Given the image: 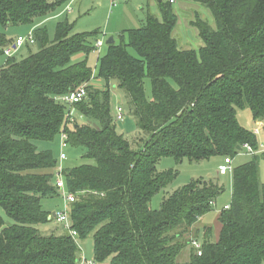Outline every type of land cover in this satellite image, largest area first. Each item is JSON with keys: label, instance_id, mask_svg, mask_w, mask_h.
I'll list each match as a JSON object with an SVG mask.
<instances>
[{"label": "trees", "instance_id": "trees-1", "mask_svg": "<svg viewBox=\"0 0 264 264\" xmlns=\"http://www.w3.org/2000/svg\"><path fill=\"white\" fill-rule=\"evenodd\" d=\"M195 2L213 21L196 14L192 22L202 46L180 47L173 36L172 4L162 5L161 19L148 15L139 29L120 36V44L108 45L98 64L106 91L91 85L95 78L87 59L96 51L97 41L91 40L98 32L75 34L68 20L58 23L53 41L44 27L33 32L37 52L7 58L0 69V264H80L79 244L66 230L45 235L38 229L53 221L42 202L60 193L51 146L62 133L70 149L94 161L64 170L63 177L66 190L76 196L70 205L72 229L79 240L92 237L97 264H264L259 155L234 169L232 202L219 215L217 238L208 227L189 237L223 193L213 181H193L162 209L151 208L153 197L176 176L157 171L163 158L199 163L232 158L246 145L260 149L258 137L239 124L237 114L249 109L254 121L264 124V0ZM61 4L0 0V24L44 21ZM12 43L0 33V57ZM79 55L86 59L74 62ZM113 80L129 100L137 129L148 137L141 149L117 132ZM84 84L87 95L76 104L78 117L70 124L67 107L57 98ZM195 241L202 245L201 256ZM189 247L190 259L181 262Z\"/></svg>", "mask_w": 264, "mask_h": 264}, {"label": "rangeland", "instance_id": "rangeland-1", "mask_svg": "<svg viewBox=\"0 0 264 264\" xmlns=\"http://www.w3.org/2000/svg\"><path fill=\"white\" fill-rule=\"evenodd\" d=\"M61 6L50 16L48 19L42 21V19L36 20L34 24H25L14 27L4 28L0 24V33L6 35V39L8 42H14L18 37L27 38L31 33H33L37 28L44 27L47 30L49 40L53 41L55 39L56 27L58 23L64 22L68 20L70 23L75 25L74 33H92L98 32V35L95 39L91 41L94 43L96 41H103V47L96 48L95 52H92L88 56V64L90 68L93 70L94 81L91 83L94 88L98 90L106 91L107 87L105 83L98 79L99 76V60L105 56L108 50L107 41L110 38H115L117 44L121 43V38L118 34H112L111 27H118L117 22H123L124 15L127 12H123V9L113 8L114 5L111 4V0H61ZM133 3V0H121L119 4H117V8L121 6H125V4ZM135 11V8L132 7ZM67 10H71L72 14L69 15ZM113 13V18L110 19L111 14ZM133 11L131 12V14ZM138 13V12H137ZM140 14V13H139ZM128 15V14H127ZM130 17V16H129ZM128 18V17H127ZM133 18V16H132ZM42 23V24H39ZM41 25V26H39ZM123 25L129 24H121ZM131 25V24H130ZM133 28L139 27V24H132ZM110 27V29H109ZM132 28V29H133ZM109 29V31H108ZM115 33V32H114ZM127 41V40H125ZM38 50L37 45L32 46H24L19 49L18 52L14 54L16 58H25L29 56L30 52L35 53ZM130 53L137 57V54L133 49H130ZM6 56L0 57V69L3 67L5 62L7 61ZM86 59L85 56L79 55L74 58V62H79ZM118 83L113 80L110 82L111 89V109L112 115L115 117L116 121V108L121 105L123 111L126 114V118L124 122H115L117 132L121 135H124L132 144L134 149H141L144 147L145 142L147 140L146 136L143 133H140L137 129V120L130 114L129 111V100L126 97L125 93L117 88ZM145 91L147 98L150 100L152 98L151 91V81L149 78L145 80ZM237 119L239 124L246 130L255 132L258 129V123L255 122L252 116V113L249 109L239 110L237 114ZM81 123H87L86 119L81 120ZM91 125L97 127V123L91 122ZM260 147L264 145V127L260 130V133L257 135ZM45 146V145H44ZM42 144L40 145L41 149L44 147ZM48 147V146H46ZM54 156L58 161L57 169L63 168L64 170L71 169L73 167L85 165V164H94L93 160H89L84 158L81 152H76L72 149H68L65 151L67 155V159L64 162H60L61 155V140L57 138V141L51 146ZM260 149L257 151L255 155H259V179L261 184L264 185V158L261 157V153H259ZM253 156L249 154L248 149L242 147L241 150L238 151L237 155H234L232 160V168L234 169L245 165L253 160ZM224 157L215 156L208 160L195 163L190 162L187 159L182 161H176L171 157L163 158L157 165V171L159 173L173 171L176 176L173 181L165 188L161 189L152 199L151 208L153 210L162 209L165 201L178 189H181L193 181L196 180H207L213 181L214 183L219 184V186L223 187V193L217 199L216 203L213 205L212 210L203 217L202 221H199L198 224L195 225L192 233H190L189 237L197 236L196 230L207 228L205 226H209L208 228L212 229L214 238L218 236V228H219V215L227 210L232 202L233 197V172L226 175H219V168L224 165ZM43 206L46 210L50 212H63L68 203L66 201V195L63 193H59V196L54 198L45 199L42 202ZM38 229L42 234H49L55 230H58L59 233H64V229L61 225L56 223L54 219L51 222L46 224H42L38 226ZM64 230V231H63ZM203 233L198 235V239L200 242H203ZM78 244L81 249V253L83 255V259L86 261H94V242L92 237L86 240H79ZM191 248L189 247L185 250L180 256L181 262H187L190 259Z\"/></svg>", "mask_w": 264, "mask_h": 264}, {"label": "built area", "instance_id": "built-area-1", "mask_svg": "<svg viewBox=\"0 0 264 264\" xmlns=\"http://www.w3.org/2000/svg\"><path fill=\"white\" fill-rule=\"evenodd\" d=\"M120 1L121 0H112V4L116 6L117 4L120 3ZM169 2L170 4H175L177 0H169ZM70 12L71 10L70 11L67 10V13ZM34 44H35V38L33 33H31L27 38L18 37L12 44H10L8 47L5 48L4 54L6 57L11 58L14 56L16 52H18L19 49L23 48L24 46H28V45L32 46ZM102 46H103L102 41L96 42V48H101ZM88 86L89 84H84L76 92L57 98L58 103L67 107V121L70 124H73L78 117L75 106L76 104L82 102L85 99L87 95ZM125 118H126V114L123 111L121 105H119L116 108V121L124 122ZM263 127L264 124L262 122L258 123V129L254 132V134L257 136ZM60 140H61L60 162H64L67 159V155L65 151L70 148L68 135L66 133H62ZM244 148L248 149V152L251 155H255L257 153V151H254L251 146L246 145L244 146ZM259 153H264V145L260 147ZM232 172H233V168H232L231 158L225 159L224 165L219 168V175L226 176ZM63 173H64V169L62 167L57 169L55 185L59 190V192L66 195V201L68 205L63 212H59V213L57 212V216L54 219L56 220V223L58 225H61L64 228V230H66L74 238V240L78 242V234L76 231L72 229V222L70 219V205L76 202V196L70 194L66 190V184L64 181ZM193 246L198 251V255L201 256L202 245L199 242L195 241L193 242ZM80 264H97V263L95 261L84 260L82 255Z\"/></svg>", "mask_w": 264, "mask_h": 264}, {"label": "crops", "instance_id": "crops-1", "mask_svg": "<svg viewBox=\"0 0 264 264\" xmlns=\"http://www.w3.org/2000/svg\"><path fill=\"white\" fill-rule=\"evenodd\" d=\"M110 2L112 4V0ZM168 3H170L169 0H133V3L125 4V6L120 5L118 8L117 6H114L113 8L123 9L122 14L124 12H127L128 15L127 14L124 15L123 22L119 21L117 23H113V24H117V26L119 25L118 27L114 26L111 27V29L109 27V29L110 31L112 30V34H118L119 37L127 31L135 30L132 24H139V27L136 28L139 29L145 23V20L148 15H153L158 19H161L162 18L161 7L162 5H166ZM132 7L135 8V11L132 9ZM172 8L177 16V25L174 29L173 36L178 40L180 47L185 50H189L191 48L198 49L199 47H201L202 42L198 36V32L192 26V22L195 20L196 14H199L203 20H207L212 24L213 21L210 13L206 9L201 7L198 3H196L195 0H177L175 4H172ZM132 11L133 13L131 14ZM68 14L71 15L72 11ZM111 18H113V13L111 14L109 20H111ZM121 24H129V25H123L121 27ZM113 39L115 40V38ZM115 43L117 44L116 40ZM205 227H209V226H205ZM219 231H220V224L218 228V234Z\"/></svg>", "mask_w": 264, "mask_h": 264}, {"label": "water", "instance_id": "water-1", "mask_svg": "<svg viewBox=\"0 0 264 264\" xmlns=\"http://www.w3.org/2000/svg\"><path fill=\"white\" fill-rule=\"evenodd\" d=\"M114 43H115V40L113 38H110L107 41V45H113ZM239 150H241V148H239ZM56 216H57V212H53L52 216L49 218V220H52V219L56 218Z\"/></svg>", "mask_w": 264, "mask_h": 264}]
</instances>
